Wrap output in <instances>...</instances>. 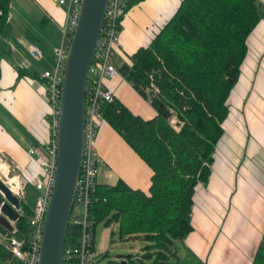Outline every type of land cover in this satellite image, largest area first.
Wrapping results in <instances>:
<instances>
[{
    "label": "trees",
    "instance_id": "obj_1",
    "mask_svg": "<svg viewBox=\"0 0 264 264\" xmlns=\"http://www.w3.org/2000/svg\"><path fill=\"white\" fill-rule=\"evenodd\" d=\"M11 1L0 0L1 36ZM141 1H127L125 11ZM262 10L259 0H181L148 43L131 54V62L117 67L155 110L151 118H144L115 95L101 107V122L151 169L147 191L117 178L113 183L98 181L93 194L94 230L99 222L116 223L121 238L147 241L137 260L130 255L127 264H188L182 263L178 252L193 229V194L211 175L213 153L229 112V95L247 53V38ZM1 54L0 50V58ZM18 72L43 81L37 71L19 68ZM19 206L23 213L15 224L27 235L32 207L26 198ZM69 228L70 224L66 241ZM7 229L0 221V231ZM113 235L111 231L110 239ZM105 256L107 251L98 253L94 264H102ZM7 257L11 253L0 242V258ZM252 264H264V232Z\"/></svg>",
    "mask_w": 264,
    "mask_h": 264
},
{
    "label": "crops",
    "instance_id": "obj_2",
    "mask_svg": "<svg viewBox=\"0 0 264 264\" xmlns=\"http://www.w3.org/2000/svg\"><path fill=\"white\" fill-rule=\"evenodd\" d=\"M180 1L142 0L130 7L119 29L121 48L130 49L141 38L149 41L158 27L174 14ZM259 1L262 16L247 38V53L229 95V112L213 153L211 175L193 194V229L178 252L182 263L252 264L264 232V0ZM139 7H144L142 14H137ZM146 8L151 12V17L148 13L145 18L148 21L143 19ZM64 19L65 10L58 0H12L4 35H0V154L18 161L15 164L24 172H27L22 167L27 162L26 148L28 151L30 147H42L48 139L49 104L43 82L20 76L18 69L40 74L52 64ZM151 23L155 28L148 35ZM28 45L38 47L42 58L33 59L27 51ZM105 84L130 108L122 99L128 88L119 77L107 79ZM139 98L152 108L149 101L140 95ZM139 98H134L135 106L130 109L147 116L149 112ZM152 110L153 116L155 110ZM128 148L131 152L125 150L118 156L122 169L118 178L133 188L147 191L151 169ZM96 149L104 160L97 180L106 182L103 178L111 173L103 167L110 165L112 158L99 141ZM34 164L30 167L27 163V170L40 171L35 157ZM0 264L25 263L7 257L0 258Z\"/></svg>",
    "mask_w": 264,
    "mask_h": 264
},
{
    "label": "built area",
    "instance_id": "obj_3",
    "mask_svg": "<svg viewBox=\"0 0 264 264\" xmlns=\"http://www.w3.org/2000/svg\"><path fill=\"white\" fill-rule=\"evenodd\" d=\"M127 1L108 0L102 29L89 67L84 109L82 161L74 202L69 215L70 228L63 248L62 264H94L98 254L94 247L95 220L90 212L98 175L104 165V160L97 152L96 138L102 120L101 106L104 102L114 99L112 90L106 86L105 82L107 79L122 76L113 63V58L115 49L121 48L119 29L126 12ZM58 3L65 10V19L60 29L61 41L54 49L52 64L39 74L40 79L44 81V96L50 108L46 119L49 140L42 148L30 147L28 150L29 155L35 157L40 171L29 170L26 173L16 164H10L8 161L5 163L10 169L9 172L15 173L13 176L18 177L17 193L11 192L19 202L26 198L24 189L26 185H30L36 192L32 215L28 219L29 232L27 235L20 233L15 224L16 220L9 219L1 210L5 198L0 193L2 196L0 217L8 219L10 224L6 232L0 231V242L11 253V257L25 264H38L44 216L53 190L57 166L56 138L63 73L68 48L80 13L81 0H58ZM27 51L35 60L42 58L36 46L28 45ZM15 211L19 216L23 213L20 206L15 208Z\"/></svg>",
    "mask_w": 264,
    "mask_h": 264
},
{
    "label": "water",
    "instance_id": "obj_4",
    "mask_svg": "<svg viewBox=\"0 0 264 264\" xmlns=\"http://www.w3.org/2000/svg\"><path fill=\"white\" fill-rule=\"evenodd\" d=\"M108 0H81L80 13L68 48L57 123V166L51 197L44 216L38 264H62L66 231L80 172L89 67L102 29ZM5 198L1 210L11 220L19 218L18 198L0 179ZM0 221L8 228V219ZM130 255H126L128 257ZM127 264L123 255H117Z\"/></svg>",
    "mask_w": 264,
    "mask_h": 264
},
{
    "label": "rangeland",
    "instance_id": "obj_5",
    "mask_svg": "<svg viewBox=\"0 0 264 264\" xmlns=\"http://www.w3.org/2000/svg\"><path fill=\"white\" fill-rule=\"evenodd\" d=\"M140 6V5H139ZM145 6V5H143ZM144 7H139L137 9V14H142L144 12ZM151 17V12L148 10V8L145 9V16L144 20L148 21L145 19L146 17ZM150 22H148L149 24ZM147 24V25H148ZM154 23H151V25L148 27V35H150L153 31ZM155 28V27H154ZM141 38V37H140ZM148 42V40H144L141 38L140 41H138V44H136L134 47L130 49L126 48H119L115 49V56L113 58V63L115 66H119L120 64L123 63H130L131 62V54L133 51L140 45H144ZM144 43V44H142ZM120 81L128 88V92L123 94L122 99L123 101L130 106V108H134L135 106V97L139 98V95L137 94L136 90L130 86L126 80L120 76ZM150 90V89H149ZM149 90L145 89V92L147 93ZM140 99V98H139ZM143 106L146 108V110L149 112L147 116L144 117H152V108L142 99H140ZM145 115V114H144ZM97 141H99L106 149H108L110 156L112 158V161L106 166L103 167V170L109 171L111 173L110 177H105L103 178L104 181L108 183H113L117 180L119 174L121 173L122 169L121 166L119 165V159L118 156H121L125 150H128L129 152L130 149L124 142V140L115 132L113 129H111L109 126L105 125L103 122L100 123L99 131L97 134L96 138V145ZM98 148V147H97ZM26 153V164L22 166L28 173V165L30 167H34V157L29 155L27 148L25 150ZM0 161L2 163H6L8 161L10 164H18L19 162L16 160H11L10 158H7L3 155L0 154ZM28 163V165H27ZM114 163V164H113ZM22 165V164H21ZM10 169H8L7 172V177H1L0 179L3 180L5 183L8 181L15 173L9 172ZM23 170V169H22ZM122 174V173H121ZM3 178V179H2ZM7 179V180H6ZM26 193V201L31 205V207L34 205V189H32L29 185H26L24 187ZM114 231V235L112 236V239H110V232ZM147 244V241L140 237H129V236H124L120 237L118 235V230H117V224L112 223L110 226H105L103 222H99L95 228V234H94V247L95 251L97 253L107 251L108 256H105L104 258L101 259L102 264H107L108 261H115L116 263L121 261V258H118L117 255H123L124 258L128 259L126 255H131V258L137 260V256H139L143 251H144V246Z\"/></svg>",
    "mask_w": 264,
    "mask_h": 264
},
{
    "label": "bare ground",
    "instance_id": "obj_6",
    "mask_svg": "<svg viewBox=\"0 0 264 264\" xmlns=\"http://www.w3.org/2000/svg\"><path fill=\"white\" fill-rule=\"evenodd\" d=\"M54 56V55H53ZM43 82V87H44V81H42ZM87 83H88V81H87ZM103 105V104H102ZM102 107V106H101ZM49 112H50V108H49ZM48 140H49V137H48V139H47V141L43 144V146L48 142ZM42 146V147H43ZM42 147H39V148H42ZM38 148V147H37ZM29 150V149H28ZM56 152H57V138H56ZM7 172H8V167H7V165L6 164H4V163H2L1 161H0V176L1 177H7ZM17 178L18 177H15V176H13V177H11L7 182H6V184L8 185V187L10 188V190L13 192V193H17V189H18V181H17ZM3 179V178H2ZM7 180V179H6ZM74 197H75V195H74ZM74 202V201H73Z\"/></svg>",
    "mask_w": 264,
    "mask_h": 264
},
{
    "label": "flooded vegetation",
    "instance_id": "obj_7",
    "mask_svg": "<svg viewBox=\"0 0 264 264\" xmlns=\"http://www.w3.org/2000/svg\"><path fill=\"white\" fill-rule=\"evenodd\" d=\"M128 261V259H126Z\"/></svg>",
    "mask_w": 264,
    "mask_h": 264
}]
</instances>
